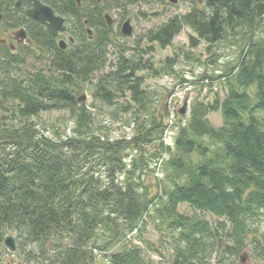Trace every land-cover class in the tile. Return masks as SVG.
<instances>
[{
    "label": "trees",
    "instance_id": "obj_1",
    "mask_svg": "<svg viewBox=\"0 0 264 264\" xmlns=\"http://www.w3.org/2000/svg\"><path fill=\"white\" fill-rule=\"evenodd\" d=\"M43 1L66 18L74 41L65 49L27 17L26 6L0 0V25L27 27L30 40L53 53L49 67L29 70L28 58L36 55L26 43L21 50L0 43V264H10L3 257L7 231L16 233L20 264L95 262V249L107 250L139 230L151 207L173 238L171 264L206 262L204 256L215 264H242L243 253L264 264V0H198L192 11L146 35L162 48L184 26L210 46L229 35L243 39L239 61L225 74L226 95L196 104L179 129L163 196L151 195L135 155L127 161L129 140L93 130L92 112L78 103L74 89L108 63L112 39L105 14L149 0ZM141 64L123 56L108 84L134 92L132 104L146 116L144 123L151 103L134 76ZM96 92L109 101L117 94L105 80ZM53 110L74 117L72 134L56 130L52 137L36 129L33 117ZM215 111L223 116L219 126L207 117ZM151 123L147 140L160 126L154 117ZM182 203L197 214L180 212ZM204 212L219 220L211 223ZM109 264L148 263L141 247L125 244Z\"/></svg>",
    "mask_w": 264,
    "mask_h": 264
},
{
    "label": "rangeland",
    "instance_id": "obj_2",
    "mask_svg": "<svg viewBox=\"0 0 264 264\" xmlns=\"http://www.w3.org/2000/svg\"><path fill=\"white\" fill-rule=\"evenodd\" d=\"M197 3L198 0H177L176 2L166 0V3L149 0L129 5L124 9H113L111 15L114 21L109 32L112 44L107 65L104 69L95 72L89 81L78 80L74 86L78 103H86L92 112L95 123L93 130L96 133L105 134L111 139H123L131 142L133 147L126 151L128 153L127 161H131L130 159L135 155L138 162L137 168L140 167L141 170H144L143 181L148 185L152 196H163L164 188H168L171 184L168 178L171 171L167 166V159L171 153L175 152L174 143L179 129L185 126L190 119L192 109L196 104L200 106L212 103L217 95L220 99L226 95L225 74L228 73L231 66L237 64L241 54L243 44L241 35H229L210 46V43L200 38L189 26H184L172 43L164 48L156 42L147 40L146 35L150 31L156 30L171 17L187 14ZM127 18L131 19L133 25V33L129 36L121 33V25ZM17 30L19 27L0 25V34L7 39H10V36ZM70 35L72 34L70 33ZM61 38L68 40L67 35ZM25 43L23 44L30 47L36 55V57L28 58V69L36 70L41 66L49 67L53 53L43 51L32 41ZM20 47L18 46L19 50L22 49ZM150 47L152 49H149ZM123 56L135 58L142 63V69L136 71L134 76L141 80L139 89L141 92L144 91L145 103H151L149 117L147 121L144 120V123L141 122L146 116L143 113L140 114L132 104L135 103L133 101L134 92L132 90L122 92L120 85L123 84L119 82L108 84L109 78L116 71ZM103 80L106 81L111 91H114L113 93H117L113 94L110 101L108 98L105 99L96 94L97 83ZM186 101L185 113L181 114L179 110L183 108ZM122 105L129 107V110L125 111ZM138 114L140 118L136 117ZM153 117L156 124L159 123L160 126L147 140V135L153 129L149 130ZM207 117L216 126L223 123L220 111L210 112ZM33 121L36 122V129L52 137L57 136L54 133L56 130L60 135L72 134L74 126V117L65 110L40 113L33 117ZM159 127L163 130L161 131ZM168 145L171 150L163 147ZM139 171L137 170V172ZM120 177L122 175H119ZM179 208L180 212L186 215L197 214L185 203H182ZM199 214H202L213 224L219 220L209 213ZM165 224L166 222L163 223L158 218L154 207H151L144 220V225L139 230L121 237V242L107 250L95 249L93 251L96 256L95 262L89 264H109L110 255L121 250L125 244L141 247L148 264H171L174 244ZM13 234L16 236L13 231L6 232V236ZM243 254L244 263L242 264L257 263L251 261L246 253ZM3 257L10 264H20L21 261L20 252L7 250L5 245ZM204 257L206 262L196 261L195 264H215L214 259L209 260L208 257ZM239 260L240 256H238V262H240Z\"/></svg>",
    "mask_w": 264,
    "mask_h": 264
},
{
    "label": "water",
    "instance_id": "obj_3",
    "mask_svg": "<svg viewBox=\"0 0 264 264\" xmlns=\"http://www.w3.org/2000/svg\"><path fill=\"white\" fill-rule=\"evenodd\" d=\"M78 1V5H81L80 0ZM172 2H176L177 0H171ZM25 2H31L33 6L27 10V16L30 19L37 21L40 24L46 26L47 33L56 37L60 32H65L67 30L66 18L62 15H59L55 12V10L43 3L41 0H17L15 6L21 7ZM106 21L108 26H112V16L109 13L105 14ZM89 34H92V30L88 29ZM121 32L123 35L129 36L133 33V25L131 23V19L128 18L125 22H123L121 27ZM16 38L22 42L26 38V32L24 29L19 30L16 33ZM73 40V38H71ZM5 39L0 38V43H5ZM59 46L62 49L67 47V43L65 40H61L59 42ZM82 100V99H79ZM187 107V101L184 103L183 108L179 110L181 114L185 113ZM4 243L7 249L15 251L17 249L16 237L14 235H8L4 239ZM244 262V258L241 259Z\"/></svg>",
    "mask_w": 264,
    "mask_h": 264
},
{
    "label": "flooded vegetation",
    "instance_id": "obj_4",
    "mask_svg": "<svg viewBox=\"0 0 264 264\" xmlns=\"http://www.w3.org/2000/svg\"><path fill=\"white\" fill-rule=\"evenodd\" d=\"M41 1L44 2L43 0H41ZM23 6H24V7L26 6V11H27L29 8H31V7L33 6V4H32L31 2H25V3L23 4ZM23 6H22V7H23ZM113 20H114V19H113ZM43 27H44L45 30H46V27H45V26H43ZM21 28L25 29L26 34H27V36H28L27 39H28V38H29V35H28V29H27V27L22 26ZM66 35H67L69 38H70V36H72V35H70L69 31H67L66 33H59L58 36L56 37V40L59 41L60 39H63V38H61V37H64V36H66ZM7 40H8V42H9V44H12V45H13L14 48H17L19 45L23 44V42H20L19 39H17L16 37H14V35L10 36V39H7ZM29 41H31L30 38H29Z\"/></svg>",
    "mask_w": 264,
    "mask_h": 264
}]
</instances>
